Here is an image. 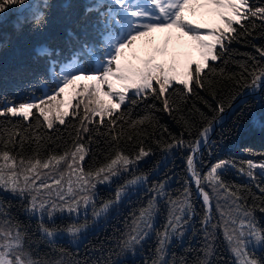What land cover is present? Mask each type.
<instances>
[{
  "label": "snow or ice",
  "instance_id": "snow-or-ice-1",
  "mask_svg": "<svg viewBox=\"0 0 264 264\" xmlns=\"http://www.w3.org/2000/svg\"><path fill=\"white\" fill-rule=\"evenodd\" d=\"M17 5L25 6L26 0H0V14L14 10ZM48 6L47 0H44L43 7ZM197 6L210 8L223 26L201 31L199 25L185 20V12L195 13ZM90 14H95V18H90ZM256 20L264 24V5L253 4L250 0H204L203 4L199 0H94L85 11L83 35L68 34L78 45L70 57L59 59L61 51L47 45L37 48L36 56L46 61L45 72L50 77V82L44 85L46 90L40 97L20 103L5 98L0 108V117L27 120L30 115H36L35 131L30 135L14 131L5 138L4 134H0V264H127V258L138 255L139 249L153 233L156 247L150 264H189L185 257L178 261L175 257L171 261L167 258L173 241L182 242L189 229L193 235L199 232L203 238L198 250L200 255L191 264H213L218 230L222 232L234 258L233 264H264V259L256 255L258 251H264V226L256 215L259 212L264 216V196H253V203L249 205L239 187L226 184L221 179L222 170L234 166L228 160H218L205 175H201L196 167V154L202 146L214 143L211 133L223 121L226 110L233 107V102L241 94L240 89H245L253 99L260 95L258 102L264 105V64L249 56L254 61L251 68L246 63H240L243 71L228 75L222 67L211 63L221 60L223 54L229 51L225 41L239 42L241 36L251 35L249 28L257 27ZM32 21L36 27L43 26L47 22L45 13L37 9L32 14ZM242 21H248V24ZM237 25L243 31H238ZM171 30H178L195 41L202 60V63H190L183 74L178 71L175 57L170 63L157 62L156 55L142 58L133 51L137 41L153 33ZM256 51L264 58V48H256ZM156 52L161 57L166 56L167 48L156 49ZM133 61H139V66ZM227 62L223 60V63ZM223 79L231 82L235 91L218 99L217 85ZM81 80L93 83L78 85ZM173 83L183 86L174 91L183 93L186 90L195 95L213 113L208 117L193 106L203 123L196 127L183 116L178 122L182 123L189 137L195 130V138L185 140L182 132L180 137H172L164 149L165 152L182 147L190 149L187 169L203 205L200 228L197 230L193 224L198 213L188 183L181 195L173 198L166 189L165 181L149 188L152 196L138 212L131 214L130 220H125L124 230L115 238V244L109 247L105 259L89 262L75 258L89 233L118 212L125 201L148 183L147 174L135 175L134 170L142 159L151 154L150 150L145 149L141 141L138 151L130 154L120 144L122 138L130 143L136 139L131 133L125 136V128L140 134L144 131L143 126L146 123L151 125L154 118L146 115L132 120L130 110L120 111L119 115L115 113L122 105L127 109L126 101L135 105L138 99L145 100L149 95L154 100L163 98L162 110L170 115L179 112V106L170 103L166 97ZM116 84L120 85L118 91L115 90ZM70 88L76 92V97L87 96L86 100H77L75 105L69 103L73 117L78 115L76 109L79 105H84L79 125L69 122L74 129V139L71 144L66 143L62 153L50 152L42 159L40 150L52 137L41 135L39 129L44 124L48 129H52L55 122L65 124L68 113L62 111L65 103L62 96ZM196 89L207 91L216 101L215 106L200 97ZM130 90H134L132 96L126 95ZM149 107L155 108V104ZM105 116L109 117L106 123ZM96 117H99L98 121ZM94 124L97 126L89 127ZM137 126L141 127L138 129ZM32 127L28 126L29 129ZM101 128L105 131L102 132ZM93 133L108 138L105 141L108 144L107 154L103 162L94 166L84 163L89 155L85 135L87 142L91 143ZM69 135L73 136V133ZM26 142L36 146L31 156L22 155ZM17 148L19 153L13 151ZM245 163L247 171L243 168L240 171L253 180V169H264V162L248 160ZM126 174L132 178L126 179ZM121 179L124 183L115 188L111 197L99 198L98 185L112 187ZM205 185L210 191L205 189ZM259 190L264 193V187ZM6 196L20 201V211L26 221L13 213L14 205ZM221 199L225 201L223 206ZM214 200L218 220L213 215ZM165 212L162 229H156L157 216ZM58 218L67 219L69 223L57 224ZM33 219L36 220L34 231L30 223ZM61 237H67L76 245L75 253L69 254L67 248L58 243ZM41 245L49 251L42 252Z\"/></svg>",
  "mask_w": 264,
  "mask_h": 264
},
{
  "label": "trees",
  "instance_id": "trees-1",
  "mask_svg": "<svg viewBox=\"0 0 264 264\" xmlns=\"http://www.w3.org/2000/svg\"><path fill=\"white\" fill-rule=\"evenodd\" d=\"M250 2L264 5V0H250ZM47 3L49 6L45 8L43 7L44 0H26L25 6L17 5L14 6V10L0 14V98H12L20 89H24V87L29 86V83H35L40 79L43 73V62L32 52V45L34 43L47 39V43L51 47H59L62 51L67 44L63 40L65 28H69L70 32L77 36H80V31H83V28H80L81 25L83 26L85 13L82 10L81 0H47ZM27 5L31 7H27ZM37 9L45 13L47 20L46 24L41 27H36L32 21V14ZM242 23L247 25L248 21H242ZM255 23L257 25L256 28H249L251 35L241 36L239 42L232 41L228 43L225 41L229 51L223 54L221 60L211 63L215 64L218 68L222 67L228 75L241 73L243 70L240 68V63H246L251 68L254 61L249 59V56L255 57L256 61L264 64V58L260 57L256 51V48H264V24L259 20H256ZM217 26L222 27L223 25L219 21ZM236 27L238 31H243L238 25ZM232 35L235 34L233 33ZM223 60H227L228 62L225 64ZM205 72H207V69H205ZM182 87V85L173 83L166 93V97L170 99V103H174V105H178L180 108L179 112H173L172 115L162 110L163 98L161 100H154L151 95L145 100L138 99L135 105L128 104L126 101L127 109L122 105L121 109L115 113L119 115L120 111L130 110L129 116L132 120H139L146 115L154 118L151 125L146 123L143 126L144 131L140 132V134L125 128V136L131 133L136 136V139L134 143H130L122 138L120 147L128 153L134 154L135 151H138L141 141H143V146L145 149H149L151 154L145 157V161L136 168L134 174H148L150 182L152 180H155L157 183L161 180L163 182L166 181L167 190L174 187L172 184L174 179L180 181L178 176L184 169L185 163L184 158L179 160V157H187L190 149L182 147L173 149L171 152H164L166 144L171 142L172 137H180L182 132L185 140L195 138V130H193L192 137H189L188 133L184 131L182 123L178 122L180 116L190 120L196 127H199L203 121L199 113L195 111V108H199L208 117L213 115L195 95L189 94L186 90L183 93L174 91V89ZM196 91L199 92L200 97H203L204 100L215 106L216 101L212 99L207 91L200 89H196ZM234 91L235 86L227 79L221 80L217 85L218 99L228 97ZM239 91L243 93L245 89H240ZM128 96H132V94ZM86 99L87 96H84L80 100ZM260 100V95H257L255 99L253 97L247 99L242 105L232 109L226 121L219 125L211 138V141L214 143H211V147L207 148V151L210 150L211 155H213L212 163L203 174L205 175L218 160L224 159L232 162L234 166L230 165L222 170L221 179L229 186L239 187L247 197L249 205L253 203V196H264V193H261L259 190L260 187H264V175H262L264 169H253L254 180L240 171L241 168L245 172L247 171V164L245 162L248 160H252L255 163L264 162V126H262L264 124V105L258 102ZM105 101L107 102L108 100ZM114 102L112 101V103ZM152 104H155V108L149 107ZM83 109L84 105L80 104L79 108L76 109L78 115L73 117V109L71 108L65 117L64 125L55 123L52 129H48L47 125L44 124L39 129L41 135L52 137L50 141L45 143L44 148L40 150V157L42 159L46 158L50 152L62 153L66 143L71 144L74 139V129L69 122L71 121L72 125L78 126L79 116L83 115ZM125 118L128 119L129 117ZM35 119L36 115H30L27 120L20 117H0V134H4L5 138L7 134L14 131H19L21 135H30L35 131ZM95 119L98 121L99 117ZM108 119L109 117L105 116V123ZM119 123L118 121L117 124ZM29 125L33 127L29 129ZM96 126L95 124L89 125L90 128ZM137 127L139 129L141 126ZM101 131L103 132L105 129L101 128ZM116 131H119L118 127ZM69 133H73V136H70ZM93 137V142L88 143L87 135H85V147L89 149V155L84 162L85 165L94 166L103 162L104 155L108 151V144L105 142L108 139L107 137L102 135L96 136L95 133H93ZM17 140H19V137H17ZM35 147V144L26 142L25 152L22 155H33ZM13 151L19 153L18 148ZM165 153L169 155L168 164L164 163V159L162 161ZM158 171L160 173L159 178L155 179L153 175H157L156 172ZM126 177L129 178L130 175ZM205 189L210 191L206 185ZM114 192L115 190L108 191L101 188L99 193L100 195L109 193L110 195L106 196L109 198ZM169 194L171 195L170 191ZM172 195H176V193L173 192ZM6 199L12 201L14 205L12 209L13 213L21 220L26 221L27 218L20 211V201L11 196H6ZM256 202L258 203L259 201ZM139 205L140 203H135V206L140 208L141 206ZM196 210L199 221L203 215L202 202L198 208L196 207ZM214 210L215 202H213V215L217 219ZM134 212H138V210ZM160 218L161 215L156 218V229H162L163 227V222L159 223L158 221ZM125 220L130 219L117 214L105 221L97 232L87 237L85 244L79 247V254L75 258L87 259L89 262L105 259L108 255L109 247L115 244V238L124 230ZM30 223L34 231L36 220L33 219ZM56 223L63 225L69 223V221L67 219H57ZM195 228L198 230L200 227L199 225H195ZM58 243L64 245L69 254L76 252V246L71 245L68 241L59 239ZM202 244V235L199 232L193 235L192 230L189 229L182 242L173 241L169 247L167 258L171 261L175 257L178 261L181 257H185L189 261V264H191L200 255L198 250ZM155 247L156 236L153 233L144 243L143 247L139 249L138 255L127 258V264H144L145 261H148L150 264V261L154 258ZM40 250L42 252L49 251L44 245L40 246ZM256 254L259 258L264 259V251ZM52 255L55 256L56 253H52ZM212 260L213 264H233V258L227 250L223 234L219 230L216 232V255Z\"/></svg>",
  "mask_w": 264,
  "mask_h": 264
},
{
  "label": "rangeland",
  "instance_id": "rangeland-1",
  "mask_svg": "<svg viewBox=\"0 0 264 264\" xmlns=\"http://www.w3.org/2000/svg\"><path fill=\"white\" fill-rule=\"evenodd\" d=\"M179 46L178 45H176V47H175V50H174V52H177L178 51V48ZM163 57H165V56H163ZM193 61H195V62H201L202 63V60L201 59H196L193 55L191 56V55H184V56H180L179 58H178V60H177V67H178V71L179 72H181L182 74L183 73H185L186 71H187V66L190 64V63H192ZM157 62H159V60H157ZM182 78H184L183 76H182ZM115 88L117 89L118 88V90H120V85L119 84H116L115 85ZM117 90V91H118ZM133 92H134V90H130L126 95H130V94H133ZM251 97V96H250ZM63 98V100L65 101V103H64V106H63V108H62V111H64V112H69L70 110H71V108L72 107H70L69 106V103L71 102V104H73V99L72 98H70V97H67V96H63L62 97ZM243 102H245V101H243ZM242 102V103H243ZM242 103L240 104V105H242ZM73 105H75V104H73ZM240 105H238V106H236V107H239ZM235 107V108H236ZM231 112H228L226 115H224V118L225 119H227V117L229 116V114H230ZM226 121V120H225ZM224 121V122H225ZM223 122V123H224ZM55 123H58V122H55ZM54 123V124H55ZM222 123V124H223ZM215 134V133H214ZM213 134V135H214ZM212 136V135H211ZM209 147H211V145H209V146H204L202 149H201V151L199 152V153H197L196 154V167L198 168V170L200 171V173H201V175H203L204 173H205V171H206V169L211 165V163H212V159H213V155H211V152H210V150H208L207 151V148H209ZM165 152V151H164ZM173 153V152H172ZM190 154V151H189V153H188V155ZM206 154H207V156H206ZM202 155H203V157H202ZM168 158H169V155H167V153H165V155H164V157L162 158V161H164V163H169V161H168ZM184 158V163H185V167H184V169L180 172V174H179V176H178V179H180V181H177V180H175L174 179V182H172V184H173V188H169V190H167L168 192L170 191L171 192V196L174 198V197H178V196H180L181 195V193L183 192V190H184V188H185V185H186V182L188 183V186L190 187V190H191V199H192V201L194 202V205H195V207H197L198 208V206H199V204L201 203V199H200V197H199V195H198V193H197V190H196V187H195V185L193 184V183H191V178L189 177V172H188V169H187V164H186V160H187V157L185 156V157H182V156H180L179 157V160H182ZM206 158V159H205ZM164 159V160H163ZM202 159V160H201ZM170 160V159H169ZM145 161V158L144 159H142L140 162H139V164H138V166L137 167H139V165L141 164V163H143ZM136 170V169H135ZM134 170V171H135ZM157 173V175H153V177H155V179H157V178H159V171L158 172H156ZM135 175H141L140 173H138V174H135ZM126 176H127V174H126ZM147 177H148V174H147ZM126 179H131L132 178V176L130 175V177L129 178H127V177H125ZM182 179V180H181ZM176 181H177V183H176ZM161 182H163V180H161V181H159L158 183H161ZM122 183H124V179H121L120 181H118L116 184H114L112 187H108V186H106V185H98V192H100V189L101 188H104V189H106V190H115V188L117 187V186H119V184H122ZM157 182L155 181V180H152L151 182L148 180V183L146 184V185H144L140 190H139V192L137 193V194H134L132 197H131V199H130V201L129 200H127V201H125L121 206H120V208H119V211L118 212H116V213H114V214H112V216L111 217H113V216H115V215H117V214H119V216H125L126 218H131V214L134 212V211H137V210H139V207L137 206H135V203L136 204H138V203H140V205L139 206H143L144 205V203L146 204L147 203V201H148V199L150 198V196H152V193L149 191V188L152 186V185H154V184H156ZM173 192H175L176 193V195H172V193ZM107 195H110L109 193H107V194H101L100 195V193H99V198L100 199H108L106 196ZM213 202H215L216 203V201L214 200ZM224 203H225V201L224 200H220V204L223 206L224 205ZM161 204H162V208H163V202H161ZM199 209H200V207H199ZM214 213L216 214V217H217V220L219 219V216H218V213H216V211L214 210ZM256 215H257V218H258V220L260 221V223H261V225L262 226H264V216H262L259 212H257L256 213ZM160 216V215H159ZM110 217V218H111ZM109 218V219H110ZM165 218H166V212L164 213V214H161V218H160V220L158 219V221H159V223L160 222H163V225H164V223H165ZM198 216H196V218L194 217V219L193 220H195L194 222H193V224L194 225H199V227H200V224H199V221H198ZM58 219H60V218H58ZM108 220V219H107ZM106 220V221H107ZM105 223V221H102L101 223H100V225L99 226H97L94 230H92L90 233H89V235L90 234H93V233H95V232H97L99 229H100V227L103 225ZM198 233V232H197ZM88 235V236H89ZM223 239H224V237H223ZM60 240H64V241H68L71 245H73V246H76L74 243H72L67 237H61L60 238ZM225 241V240H224ZM226 246H227V244H226ZM227 250H228V246H227ZM229 251V250H228ZM261 251H258L257 253H260ZM230 253V252H229ZM231 254V253H230ZM257 255V254H256ZM232 256V255H231ZM258 256V255H257ZM232 258H233V256H232ZM233 261H234V258H233Z\"/></svg>",
  "mask_w": 264,
  "mask_h": 264
},
{
  "label": "water",
  "instance_id": "water-1",
  "mask_svg": "<svg viewBox=\"0 0 264 264\" xmlns=\"http://www.w3.org/2000/svg\"><path fill=\"white\" fill-rule=\"evenodd\" d=\"M245 91H246V90H245ZM245 91H244L243 93H241V95H239V96L237 97V99L233 102V107H232L231 109L226 110L225 115H226L228 112H230L232 109H234L236 106L240 105L243 101H246V100L250 97V95H246V96L244 95ZM243 103H244V102H243ZM243 103H242V104H243ZM227 115H228V114H227ZM227 115H226V116H227ZM224 121H225V119H224L220 124H217V125L215 126V129H214V132L212 133V135L217 131L219 125H221Z\"/></svg>",
  "mask_w": 264,
  "mask_h": 264
},
{
  "label": "bare ground",
  "instance_id": "bare-ground-1",
  "mask_svg": "<svg viewBox=\"0 0 264 264\" xmlns=\"http://www.w3.org/2000/svg\"><path fill=\"white\" fill-rule=\"evenodd\" d=\"M244 95H245V96L248 95V94L246 93V91H245ZM250 96H251V95H250ZM249 98H251V97H249ZM249 98H248V99H249ZM225 118H226V117H225ZM225 118H224V119H225ZM224 119H223V120H224ZM211 135H212V133H211ZM212 136H213V135H212ZM212 136H211V138H212ZM203 147H204V146H202L201 149H202ZM201 149H200V151H201ZM189 177H190V174H189Z\"/></svg>",
  "mask_w": 264,
  "mask_h": 264
}]
</instances>
